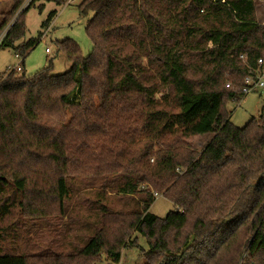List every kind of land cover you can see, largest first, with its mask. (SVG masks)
<instances>
[{
  "label": "trees",
  "instance_id": "trees-1",
  "mask_svg": "<svg viewBox=\"0 0 264 264\" xmlns=\"http://www.w3.org/2000/svg\"><path fill=\"white\" fill-rule=\"evenodd\" d=\"M3 1L0 50L22 69L0 81V222L15 210L22 221L0 234L23 229L34 241L0 247V264H119L135 232L146 264H264V108L243 128L227 111L264 63L255 0H82L91 54L57 42L70 70L54 75L51 62L32 76L24 59L41 33L24 41L25 15L40 0ZM77 177L112 180L103 189L137 196V208L92 205L93 233L65 251L43 242L42 225L56 239L74 230ZM157 195L174 207L164 218L150 212Z\"/></svg>",
  "mask_w": 264,
  "mask_h": 264
},
{
  "label": "rangeland",
  "instance_id": "rangeland-1",
  "mask_svg": "<svg viewBox=\"0 0 264 264\" xmlns=\"http://www.w3.org/2000/svg\"><path fill=\"white\" fill-rule=\"evenodd\" d=\"M30 1L27 0L23 8ZM81 2L82 0H69L59 5L54 1L40 0L35 2L34 6L27 11L25 15L27 31L24 41L38 38L41 33V40L35 49L24 59L23 67L27 76H32L39 70L50 66L51 62L53 66L52 73L54 75H61L70 70L71 64L66 60L65 55L59 52L56 46L57 42L64 40L74 41L79 45L84 57L91 54L93 46L85 32V26L89 17L82 18L80 16L78 6ZM255 2L257 5V21L264 24V0H255ZM9 6L10 3L7 1L0 2V10L8 11ZM51 14H54V17L50 25L43 28V23L48 20ZM46 49H49L50 53H47ZM21 60L16 57L13 50L1 49L0 81L9 72L15 70ZM263 108L264 88L256 89L241 100L227 104L230 121L238 128H243L250 120L258 118ZM210 138V135L196 137L190 140V144L195 149L201 150ZM111 182L112 180L94 178L84 180V178L80 179L78 177L72 180L70 185L73 195L68 202V212L75 220L76 225L74 230H68L67 224L69 222L65 218L64 224L69 232L65 237L56 239V234L48 236L47 228L49 227L42 225L46 233V239L43 242L49 240L55 242L62 241L64 243V250L66 251L69 250L71 243L79 244L82 240L85 241L94 231V225H89L88 223L91 224L96 221L98 211L91 209V206L98 205L97 203L105 204L113 212H127L136 209L137 196H122L114 192L110 187L105 188V190L103 189L104 185ZM173 208L169 200L161 195H157L150 208V212L160 218H164ZM20 221H22L21 215L15 210L9 218H6L2 223L0 222V226L7 227L14 223V225H17ZM57 230L59 228L53 229L52 232ZM24 233L25 230L20 229L18 232L11 231L9 235L0 234V247L12 250L15 246H20L22 250H26V247H28L27 251L31 250L30 246L34 240H32L31 236L26 237ZM17 234L20 235L18 239H16ZM131 239L135 243L122 251V258L119 264H146L145 254L149 251L147 241L137 232L133 234ZM26 240H30L28 246L24 245ZM100 264L112 263L104 257Z\"/></svg>",
  "mask_w": 264,
  "mask_h": 264
},
{
  "label": "built area",
  "instance_id": "built-area-1",
  "mask_svg": "<svg viewBox=\"0 0 264 264\" xmlns=\"http://www.w3.org/2000/svg\"><path fill=\"white\" fill-rule=\"evenodd\" d=\"M5 36V32L0 36V42L2 41L3 37ZM47 53H50L49 49H46ZM16 57L21 60L22 58L16 55ZM22 61V60H21ZM21 61L16 66L15 70L20 72L21 71ZM257 68L252 69L249 71V75L245 79V86L242 89L243 96H246L256 89L264 88V63L262 59L258 60ZM229 87V85H227Z\"/></svg>",
  "mask_w": 264,
  "mask_h": 264
},
{
  "label": "crops",
  "instance_id": "crops-1",
  "mask_svg": "<svg viewBox=\"0 0 264 264\" xmlns=\"http://www.w3.org/2000/svg\"><path fill=\"white\" fill-rule=\"evenodd\" d=\"M50 25V24H49Z\"/></svg>",
  "mask_w": 264,
  "mask_h": 264
}]
</instances>
